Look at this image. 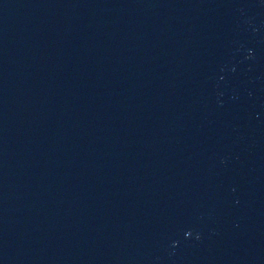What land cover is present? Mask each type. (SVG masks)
<instances>
[{
  "label": "water",
  "instance_id": "water-1",
  "mask_svg": "<svg viewBox=\"0 0 264 264\" xmlns=\"http://www.w3.org/2000/svg\"><path fill=\"white\" fill-rule=\"evenodd\" d=\"M0 264H264V0H0Z\"/></svg>",
  "mask_w": 264,
  "mask_h": 264
}]
</instances>
